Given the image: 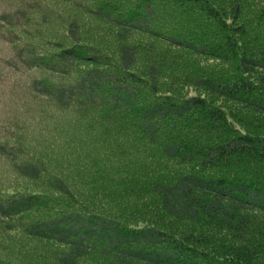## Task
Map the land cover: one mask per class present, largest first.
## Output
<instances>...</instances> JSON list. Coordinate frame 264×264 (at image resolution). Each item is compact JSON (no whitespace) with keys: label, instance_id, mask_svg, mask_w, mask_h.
Listing matches in <instances>:
<instances>
[{"label":"trees","instance_id":"1","mask_svg":"<svg viewBox=\"0 0 264 264\" xmlns=\"http://www.w3.org/2000/svg\"><path fill=\"white\" fill-rule=\"evenodd\" d=\"M35 1L0 0V166L14 181L0 186V264H22L11 255L16 236L24 238L22 256L31 258L30 245L41 247L35 264H81L94 252L112 264H252L264 256V225L246 244L232 236L249 215L264 224V0H72L67 6L76 14L68 12L55 50L39 54L28 39L48 42L54 29L49 36L31 29L42 19ZM13 82L30 102L93 111L88 125L100 121L122 144L130 138L141 158L155 145L178 163L167 171L175 172L171 182L147 185L158 211L149 218L141 212L130 222L138 226L128 228L87 212L34 218L44 195L22 192L24 182L46 181V191L65 196L76 187L28 153L26 121L7 113ZM233 125L242 130L232 134ZM46 126L38 134L51 133ZM74 148L65 151L68 161ZM117 181L126 192L119 195L141 202L145 186ZM125 245L136 248H119Z\"/></svg>","mask_w":264,"mask_h":264},{"label":"rangeland","instance_id":"2","mask_svg":"<svg viewBox=\"0 0 264 264\" xmlns=\"http://www.w3.org/2000/svg\"><path fill=\"white\" fill-rule=\"evenodd\" d=\"M39 1L44 2L43 0ZM39 1H35L39 4L36 5L35 3V5L42 19L37 20V18H34L30 23L31 29H42L43 34L46 32L48 36L54 29V36L52 37L53 40L49 38L48 42H46L43 38L35 34H32L34 36L31 35L30 39H28L30 42L29 46H37V54L55 50V39L58 40L60 38L61 32L68 24L66 23L68 18L72 16L68 12H72L75 15L77 11L76 8L73 11L69 5L67 6V3L72 0H45L46 2L44 3L46 5ZM87 31L85 28L81 29V34L85 38L88 37ZM9 78L15 80L16 73H13V78L12 73H10ZM46 79L50 80L51 78L47 77ZM22 80L25 79L22 78ZM4 85V83L0 84V89ZM10 87L11 100L6 104V107L11 112L7 110V113L9 115L12 114L13 118L16 117L19 122L21 120L26 121V129H28L30 134L28 137L30 143L28 153L30 154L31 152V157H35L45 167L47 166L46 168L50 172V175L57 174L59 177H65V179L67 178L76 187L74 190L72 185H70V192L68 196H65L56 192L51 193L48 190L46 191L44 189V187H47L46 181L39 182L40 184L36 182H24L19 189L22 192H26L29 189L38 190L44 195V208L42 212L34 215V218L38 217L42 220L55 216L59 217L68 212L80 214L87 212L92 216L98 215L106 219L112 217L118 218L121 224L125 226L124 228H128L134 225L130 223L131 220L140 216L141 212L143 213L141 217L149 218L150 214L152 217L158 211L156 207L158 204L157 202L155 203L157 197H155L152 188L147 185L156 181H163L162 183L171 182V179L168 178L171 173L174 174L175 172L168 173L167 171L178 167V163L169 162L164 159L159 147L155 145L148 147L150 149L148 156L141 158L138 154L139 152L134 150V146L127 143L130 138L127 137L126 144H122L121 141L116 140L111 134H104L102 132L103 124L100 121L98 128L88 125L87 121L91 118V115H94L93 111L73 110L69 108L59 112L53 105H50L46 101L37 100L30 102V95L27 98V90L23 89L22 91L20 86L18 87L15 82ZM184 92H186L184 96L194 94L190 89H186ZM184 92L181 88L180 93L183 94ZM35 108H38L37 112L31 110ZM242 122L244 123L245 119H242ZM42 125H47L50 127L49 129L52 128L50 130L51 133L43 132L46 135L38 134V130L41 129ZM231 128L232 134H235V131L242 130L241 125H233ZM116 146H121V150L129 151L125 155H121L120 153L122 152L114 150ZM71 147H78V149L74 148L71 153H68L73 154L74 157L73 160L68 161L71 158L67 156L65 151L71 149ZM1 160L0 164L3 165V160ZM75 162L76 168H73ZM230 163L232 165V160ZM45 173L48 174L47 172ZM106 178H109L110 181H107ZM118 179L123 181L121 186L126 183L129 185L133 181L145 186L138 190L139 194L137 195H140L141 199L139 201L141 202L136 201L132 197L119 195L120 193L126 192H118L120 188ZM12 181L11 176L4 173L0 166V186L7 187L13 184ZM110 182H114V184L107 185ZM76 193L77 196L74 198ZM258 218V214L247 216V224L243 227L244 230L239 234L232 232V236H235L234 239H240L244 242L232 240V248L230 249H233L235 246L234 242L246 244V241L252 235L262 236L259 229L264 224ZM172 221L170 218L165 219V222L168 224H171ZM174 221L177 223V220ZM134 226L136 227L138 225ZM176 226L179 227L178 225ZM235 234L238 235L236 236ZM23 240L24 238L21 236H16L11 240V246L15 245L17 249V252H11V255L18 258L22 264H35L32 261L36 255L33 254L41 251V247L38 245H30L29 253L32 254L31 258L28 253L25 254L26 256H22L21 250L26 251ZM222 241L221 239L216 242L218 247L222 248L221 250L224 253H227L225 250L229 248ZM260 244H264L263 238ZM228 246L231 245L228 244ZM119 248L135 249L136 247L125 245ZM57 249L60 251L63 248ZM260 255H264V252H260ZM45 256L49 258V255L46 254ZM261 261H264V256H261L259 259L256 258L252 264H263ZM81 264L112 263H109L107 259L104 261V259H101L94 252L83 260Z\"/></svg>","mask_w":264,"mask_h":264}]
</instances>
